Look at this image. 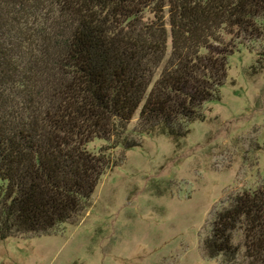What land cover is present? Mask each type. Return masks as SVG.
<instances>
[{
	"label": "trees",
	"instance_id": "obj_1",
	"mask_svg": "<svg viewBox=\"0 0 264 264\" xmlns=\"http://www.w3.org/2000/svg\"><path fill=\"white\" fill-rule=\"evenodd\" d=\"M263 35L264 0H0V240L79 214L130 135L185 136ZM202 250L264 264V183L214 211Z\"/></svg>",
	"mask_w": 264,
	"mask_h": 264
},
{
	"label": "rangeland",
	"instance_id": "obj_2",
	"mask_svg": "<svg viewBox=\"0 0 264 264\" xmlns=\"http://www.w3.org/2000/svg\"><path fill=\"white\" fill-rule=\"evenodd\" d=\"M262 54L264 35L228 56L219 99L201 106L203 118L185 136L130 135L138 145L108 149V166L79 214L45 234L0 240V264H229L205 256L202 242L214 211L264 183ZM240 241L234 232L233 243Z\"/></svg>",
	"mask_w": 264,
	"mask_h": 264
}]
</instances>
